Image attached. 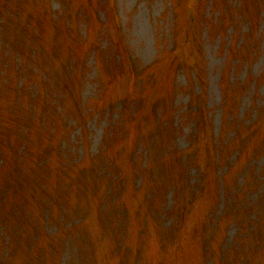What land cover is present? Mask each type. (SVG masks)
Here are the masks:
<instances>
[{"label": "rangeland", "instance_id": "374dc122", "mask_svg": "<svg viewBox=\"0 0 264 264\" xmlns=\"http://www.w3.org/2000/svg\"><path fill=\"white\" fill-rule=\"evenodd\" d=\"M188 1L0 0V115L3 112L21 115L22 110L27 119L30 117L33 108L21 97L11 98L12 86H19L24 78L36 82L35 67L40 60L45 63V84H52L49 79L55 76L48 71L56 67L53 52L59 53L61 59L69 57V80L74 81L75 90L78 88L80 100H86V112L80 116L73 110L71 100L64 102L70 97L61 95L57 86L50 85L55 101L65 105L66 112L60 115L62 124L57 123L56 127L53 122L56 128L52 121L44 123L43 129L36 128L31 147L39 152L45 148L52 151V164L43 166L44 159L35 158L37 166L48 170L58 163L56 158L63 159L67 166L58 169L56 165L53 173L48 172V178L40 177L42 180L26 193L29 206L21 208L25 210L23 220L15 211L6 214V231L1 233L5 228L0 227V264H222L218 262L220 255L229 263L251 256L243 252L245 220L235 206L238 200L239 206L255 201L246 222L254 228L264 225V194L260 195V181L246 179L243 184L246 167L248 179L254 177L251 171L257 172L260 166L264 167V151L252 157L258 150L254 146L258 144L255 142L253 146L244 141L250 134L246 127L254 120L255 132L259 135L264 131V0H193L197 24L195 29H190L188 37L204 53L197 56L204 76L200 101L187 85L191 74L184 66L172 74L173 52L169 50L185 31L187 13L183 7ZM207 14L214 18L210 23L205 22L209 19H204ZM244 14L245 18L236 22ZM250 21L255 23L254 31L245 33ZM58 24L66 28L64 34L52 32V25ZM68 28H73L74 32H69ZM260 31L262 35L258 41ZM81 40H84L82 45ZM112 44L120 51L127 48L126 56L135 63L139 73L143 67H149L139 78L143 80L141 83L126 70L117 68L121 58ZM52 47L55 50H50ZM226 53L229 54L226 56ZM236 62L239 64L234 66ZM16 67L21 70L18 75ZM231 79L235 84L229 82ZM136 84L146 95L137 98L142 104L137 106L134 99L123 112L117 110L119 104H113V108L109 101L128 97ZM150 86L153 93L150 89L147 91ZM35 87L33 85L32 90ZM102 94L104 102L99 100ZM134 107L139 112L135 117L131 112ZM195 114L205 125L202 132L209 137L231 119L243 118L244 124L238 122L241 126L235 127L241 131V136L220 150L221 166L204 188L207 197L191 215H185H193L191 223L197 227L204 220L207 209H211L203 224L207 234L194 233L189 241L182 242L180 222L173 235L170 225L183 210L186 184L197 179L190 157L200 147L203 134L195 135ZM47 116L48 113L43 121ZM122 122L127 127L130 124L131 130L122 132L119 128ZM233 127L232 124L229 129ZM220 138L222 142L229 139L227 136ZM22 140L23 136L19 135L17 141ZM117 140L122 141V150L108 156L107 150ZM251 141H255L253 135ZM23 144L27 145H20ZM18 148V154L25 155V161L31 166L32 151ZM106 157L113 158L109 161L111 164ZM226 167L229 168L227 183L241 188L235 198H231L234 193L231 191L229 201L224 203L226 208H223L216 203L222 196L219 177ZM115 172L124 177L130 174L125 177V187L119 189L126 213L122 219L115 218L119 203L111 201L110 195L113 183L108 176ZM77 173L82 177L79 184L75 182ZM121 176H114L117 183L124 178ZM2 180L0 176V185ZM141 181L144 187L134 192ZM255 182L258 187L253 189L251 186ZM243 191L246 193L244 201ZM179 193L182 195L178 196ZM37 194L41 195L38 198L45 202L48 212L47 232L45 237L40 235L41 244L36 242L35 234L39 233L34 231L39 226L38 208L31 201ZM77 194H81L79 200ZM16 200L19 198L15 195L13 206ZM100 200L105 204L99 207ZM3 206H0V213ZM170 207L174 208L171 216L165 213ZM119 210L123 213L120 207ZM223 211L225 217L221 216ZM216 217L218 223L211 229ZM110 218L112 220L107 222ZM239 219L244 221L239 222ZM61 228L70 231L60 238L55 237L54 232ZM140 228L142 234L138 232ZM231 244L237 248L231 250ZM247 261L252 264L248 259L243 263Z\"/></svg>", "mask_w": 264, "mask_h": 264}, {"label": "trees", "instance_id": "16d2710c", "mask_svg": "<svg viewBox=\"0 0 264 264\" xmlns=\"http://www.w3.org/2000/svg\"><path fill=\"white\" fill-rule=\"evenodd\" d=\"M173 8H174V6L172 5L171 10H173ZM232 8H235V5ZM183 9L185 10L184 13H187V18L185 19V25H184L185 31L181 32L180 41H175L169 47L170 52H173L172 53V59H171L172 74L173 75L176 74V70L179 67L183 68V66H184V68H186L187 72L189 74H191V76H189V81H188L187 85L191 86V88L193 89L195 97L198 98V100L200 101L202 94H203L204 76L202 74V69L197 62V56L198 55H204V53H203V49L200 48L199 46H195L193 43H191V40L188 37V32L190 31V29H192V30L195 29L196 24H197V19H196V17H194V12H193V11H195L193 0H189L187 2V4L184 5ZM225 12L226 11L224 10L223 15L225 14ZM50 16H51V14H50ZM206 18H209V19H206ZM244 18H245V14L242 16V18L236 19V22H240V20H243ZM204 19H206L205 20L206 23H210L211 21L214 20L213 16L210 17L208 14H207V16L206 15L204 16ZM224 25H226V24H224ZM224 25L221 26V28H223V30H224ZM254 28H255V23L253 21H250L249 26H247V28L245 29V33H248L250 30L254 31ZM52 29H53L52 32L55 31L56 34L59 35L60 33L64 34V30L66 28L63 25L59 26V24H58L57 26L52 25ZM25 30L28 31L27 28H23V31H25ZM226 30L227 29H225V31ZM68 31L71 33L74 32L73 28H68ZM257 31H258V26H257L256 32ZM261 35H262V31L259 32V35L257 37L258 41H260ZM230 38H232V37H230ZM83 41L84 40H81V45H82ZM195 44L197 45V43H195ZM183 45H184V49L182 50L181 48ZM112 47L114 49H117L118 56L121 58V61H120L119 66L117 68H119V69L121 68L123 70H126L133 77V79L136 82L139 80V78H141L143 76V74L145 72L149 71L148 70L149 67L146 66V67H143V69L141 70L140 73L138 72V70L134 66L135 63L130 59L129 56H126V55H128L127 48L120 51L115 44H112ZM50 50H55V49L52 47ZM1 52H2V50L0 51V54H1ZM52 54L54 57L53 59L57 60V62L53 61L55 63L56 67L53 68L52 70L48 71L52 75L55 76V77H53V79H49V81H51L52 84H48V82H47V84H45V82H46V80L44 78V76H46L45 75V73H46L45 72V63L43 60H40V63L36 64L37 66L35 67V73L37 75L36 82H31L30 80H27L24 78V81L19 86H12L11 98L15 100V98L18 99L21 97L27 101L28 106H31L33 108V111L31 113L30 117L27 119V115H25L22 110H21V115H15V114L11 115L7 112H3L0 115V167H1L0 168V176L3 177V180L1 181V185H0V204H2L0 206L5 205V207L3 206L4 209H2V213H0V227L5 228V229H1V233H2V231H6V229H7L5 226L6 225L5 221L8 220L7 219L8 217L6 215V214H8V212L10 214V213H13L15 211V213L18 214L19 218L21 220H23L22 216L24 215L25 210H22L21 208L22 207L25 208V207L29 206L28 197L26 196V193H28L30 190H32L35 187V185L38 184L40 182V180H42L40 177L43 176V179L48 178L49 177L48 172L53 173V168L56 165H58V169H62L65 166H67V165H65L67 162H65L63 159H60V158H56L58 163L54 167L49 168L48 170L43 168V167L37 166V162L35 161V158L44 159L43 166L51 165L52 164V160H51L52 151L49 152V149L45 148L42 150L43 152H39L37 150H32V147H31V142H32V139L34 138V130L36 128L43 129L44 123H48L50 121H52L51 124L53 125V128L55 127L54 123H56V127H57V123L62 124V117H60V115L62 114V112H66L65 105H60L59 103H57L55 101V97H54L55 92H53L52 89H50V85H54L55 87L57 86L61 90V92L63 93L61 95L70 97L69 99H64V102L71 100L72 108L75 111V113H77L80 116H83L86 112V109L84 108L86 100H82V99L80 100L78 88L75 90L74 83H73L74 81L69 80V78H70V70H69V63L70 62L68 61L69 57H67L65 59H61L59 56V53L53 52ZM228 54L229 53H226V56ZM125 59H126V61L123 62V60H125ZM231 60H233V59H231ZM58 63H59V65H57ZM238 64H239V62H236L233 65L237 66ZM19 71H21L19 69V67H16L15 68V74L18 75L17 72H19ZM142 81L143 80H139L138 83L139 82L141 83ZM229 82L232 84H235V80H233V79L229 80ZM33 85H36V87H35V89L32 90ZM152 86H150V88H147V91L150 89L151 93H153L154 89L152 88ZM136 87H137V92L135 91ZM185 88H186V86H185ZM52 92H53V95H52ZM70 93H71V96H69ZM135 93H137V94H135ZM142 96H146V95L142 91L139 90V85L136 84L133 91L131 92L130 95H128V97L126 96L125 98H123V100H121V98H118L114 101H109V102L111 103L113 108H114L113 104H115V105L119 104L120 107L117 110H121L123 112L124 107H126L128 104H130V102L133 101L134 99L136 102L135 104H137V106L142 104L141 102H137V98L138 97L142 98ZM99 100H100V102L106 101L104 94L99 96ZM135 104H134V106H135ZM115 108H116V106H115ZM131 112H132V116H134V117L137 116V114H139L137 107L132 108ZM135 112H136V114H135ZM47 113H48L47 119L45 121H43V117L45 115H47ZM234 113L236 116L237 112L235 111ZM196 114H198V113H196ZM231 120L232 121H227L225 124H222V127L220 128V130L218 132H212L210 137H209L207 134H204L202 132L205 125L202 123V119L197 116V119L195 121V123H196L195 124V127H196L195 135H196V137H198L201 132H202L201 134H203V135H202V138L200 140V147L196 148L195 150H197V151H195L193 154H191V157H190L191 163H192L190 165H191V167L194 168L193 173L197 177V179L194 180L193 183H191V181H190L186 184V186H188V189H187V192H185V196H184L185 198H184L183 210L176 214L177 218L175 219V217H174V219H172V222L170 225V234L173 235L175 232L177 223L180 222V225L182 226L183 230L179 234V239L183 238L182 242H184L186 240L189 241L194 233H195V235L207 234L206 230L203 228V224L206 223L205 219L207 218L208 211L211 212V209H209V210L207 209V212L203 217L204 220L197 227H194V225L191 223V221L194 220L193 215L191 217H189V215H191L196 208L200 207L202 200L203 199L205 200V198L207 197V196H205L207 192L204 191V188H205L206 184L208 183L209 178H211V180H212V178L214 179V177L216 176V172L218 171L219 166H221V162L218 160L219 155H221L220 150H222L224 147H226L229 144V142L236 140L238 138V135L241 136V131L236 130L235 127L239 126V125L241 126L242 123L244 124V119L240 118V120H238V119H231ZM255 121L256 120H254L253 123L251 122V123H249V125H247L246 128L249 130L250 134H249V138H246L244 140L245 142L252 143L253 146H254L255 142L258 144L257 146H254L258 150H256L253 153L252 157H255L254 155L258 154L259 152L264 151V131L261 132V134H259V135L255 132L257 129V126L255 125ZM238 122H242V123L237 124ZM61 124L58 125L59 126V128L57 130L58 132L61 129L60 128ZM135 124H136V122H135ZM227 124H229V125H227ZM232 124L234 127L232 130H230L229 127ZM128 125L129 126L127 127V124L125 126V124L122 122V124L119 128H121L122 132H124L126 129H128V131H130L131 125L130 124H128ZM253 125H255V126H253ZM225 126H226V130L225 129L223 130V127L225 128ZM134 127H135V125H134ZM258 130H259V127H258ZM230 132H233V134L229 135ZM127 133L131 134V132H127ZM19 135L23 136V140L21 142L17 141ZM251 135H253L255 138L254 142L251 141ZM221 136H227V137H229V139L222 142L221 138H220ZM53 137H54V135L52 137H49L48 141L50 142V140H52ZM34 140H36V139H34ZM121 142L122 141L117 140L116 142L113 143V145L107 150L108 156L111 154H115V153L119 154V151L122 150V148H121L122 144H120ZM22 143H26L27 145H25V144L20 145ZM18 146H19V148H18ZM117 146L119 149L117 148ZM248 146L250 148L251 144ZM217 147H219L220 149H217ZM254 147L252 149H254ZM17 148H18V150L27 149V150L32 151V154L34 157H33L31 166H29L27 164L28 162L25 161L27 159V157H25V155L20 156L18 154ZM47 152H49V153H47ZM23 154H25V152ZM130 154H128L127 156H130ZM29 159L30 158H28V160ZM105 159L108 161L109 164H111L109 161L113 160V158H111V157H108V158L106 157ZM41 165L42 164L40 163V166ZM127 166H128V164L126 163V168H128ZM230 168H232V166ZM26 169H29L30 171H26ZM224 169H225L224 173L219 177L220 184L222 185V196L220 197V202L216 203V205L222 204V207L226 208L224 203H227L229 201V196L231 195V191H234L231 198H235L237 193L240 191L241 186H239L237 188H233L232 186H230V184L227 183V177L228 176H226V174H228L229 168L227 169V167H226ZM245 170H246V173H245V176L243 178V184H245L246 179L249 182H252L253 180L254 181L259 180L260 181L259 185H261L260 195L262 196L264 194V172H263L264 167L260 166V169L257 172L251 171V173L254 175L253 179L251 177H249V179H248V175H249L248 174V171H249L248 167H246ZM133 171H134L133 166H131V172H133ZM80 175L77 173V177L75 179V182L77 184H79V181L82 179V177ZM116 175L121 176V174L118 172L110 173L108 176L109 180L113 183L112 189L110 191V195L112 197L111 201H114L115 203L118 202L119 204H116V205H118L123 211V210H125V205L123 204V198L124 197L119 192V189L122 186L125 187V184H124L125 183V177H130V174H127L125 177L122 175L121 177H124V178L119 179V182H118L119 185H118L117 181L114 179V176H116ZM146 179L147 178H144V181L147 184ZM148 185H150V183ZM143 187H144V185L141 181L140 187L137 189L135 187L134 192L136 190L142 189ZM251 187H253V189H255L256 187H258V185L256 183ZM220 194H221V192H219V196H220ZM15 195L18 196L19 201L16 200V203L13 206L12 205V197ZM177 195L181 196L182 194L179 193ZM8 196L11 199H9V198L7 199ZM76 196L78 197V200H79V198L81 197V194H77ZM38 197H41V195L37 194L36 197L31 198V201H32V204L34 205V207L38 208L37 211H38V218H39V226H38V229L34 230V231L39 233V235L35 234V233L34 234L36 235V242L41 244L43 242L42 237H45V234L47 232L46 231V222H47V218H48V216H47L48 212L46 209L47 206H46L45 202L41 201ZM241 198L243 201L246 200V193L244 191H243V195L241 196ZM100 201L101 202L99 203V205L97 204L99 207H100V205L105 204L103 200H100ZM258 203H261L260 200H258ZM239 205H241V203L238 200L235 207H237V211L240 212V214L242 213L241 218H242V216H244V220H245V224L243 227L245 230L242 232L243 244H244L243 246H245V249L243 250V252H247V254H249V256L250 255L251 256L249 258L242 259L239 262L236 261L234 263H229V262L224 261L223 255H220V256H218V262L220 261V262H222V264H246V263H243V260L248 259L252 262V264H258V263L264 264V225H259L258 227L254 228V225L248 226V223L246 222V219H247L246 216L249 215V212L252 210V207L253 208L255 207V201H250V202L244 204L243 206H239ZM261 205H263V203H261ZM119 207H116V209H115V218L116 219H122L123 215H126V213H124V211H123V213H120ZM152 208H153V211H155L154 210V208H155L154 204H153ZM173 211H174V208L170 207V208H168V210L165 213L171 216ZM3 212H4V215H3ZM187 213H189V215L185 216ZM222 213L223 214L222 215L220 214V215L221 216L224 215L223 217H225V212L223 211ZM9 218H10V216H9ZM262 218H263V222H264V214H263ZM110 220H112V219L111 218L108 219L107 222ZM244 220L239 219V222H242ZM187 223H191V224L187 225ZM217 223H218V218L216 217V221H215L214 225H212L210 228L213 229L217 225ZM26 224H28V223H26ZM67 231H70L69 228H61L58 230L56 229V231L54 232V235H55V237L60 238ZM138 232L142 234V229L140 228V230ZM156 235H157V239L160 241L157 233H156ZM32 248H33V245H30V249H32ZM236 248H237V246H235V245L232 246V244H231V250H235ZM206 264H208V263H206ZM210 264H213V263H210ZM247 264H249L248 261H247Z\"/></svg>", "mask_w": 264, "mask_h": 264}]
</instances>
